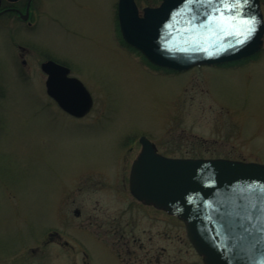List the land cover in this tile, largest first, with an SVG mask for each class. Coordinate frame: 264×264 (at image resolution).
I'll list each match as a JSON object with an SVG mask.
<instances>
[{"label": "rangeland", "instance_id": "rangeland-1", "mask_svg": "<svg viewBox=\"0 0 264 264\" xmlns=\"http://www.w3.org/2000/svg\"><path fill=\"white\" fill-rule=\"evenodd\" d=\"M117 2L43 0L31 38L90 92L84 118L52 101L43 73L17 76L0 36V252L9 258L17 250L5 247L21 235L27 263L204 264L182 221L131 194L139 137L169 157L264 164V48L249 79L245 69L145 68L119 45ZM55 231L62 240L48 238ZM66 240L70 247L58 243Z\"/></svg>", "mask_w": 264, "mask_h": 264}, {"label": "water", "instance_id": "water-1", "mask_svg": "<svg viewBox=\"0 0 264 264\" xmlns=\"http://www.w3.org/2000/svg\"><path fill=\"white\" fill-rule=\"evenodd\" d=\"M185 0H163L143 8L119 0L122 37L149 62L173 70L213 65L248 57L263 45L264 20L259 0H249L243 15L255 17L244 39L185 24ZM243 40L238 43V40ZM48 94L75 117H84L93 98L70 69L53 60L42 64ZM142 150L130 172L131 193L182 219L189 240L205 264H264V164L224 158H172L140 138ZM251 186V188H249Z\"/></svg>", "mask_w": 264, "mask_h": 264}, {"label": "flooded vegetation", "instance_id": "flooded-vegetation-1", "mask_svg": "<svg viewBox=\"0 0 264 264\" xmlns=\"http://www.w3.org/2000/svg\"><path fill=\"white\" fill-rule=\"evenodd\" d=\"M42 1L43 0H0V36L4 38L5 42L12 48V51L10 53V59L13 63V66L15 67V71H14L15 74L17 76L19 75L20 78L26 76L32 70L35 69L43 73V75L47 79V75L42 69V63L45 61L54 60L58 63L68 66L64 62H61V61L59 62L58 60H56L48 49L40 48L35 43V41L32 40L33 34L35 33L36 29H38V26H39V19H40L39 17L41 16V12H42ZM151 6H156V5L153 4ZM260 6L263 12L264 0H260ZM263 48L264 47H262L258 52H256L252 56H248L244 59L227 63L226 66L224 67L217 66V65H214V67L218 69L233 70V71L234 70L239 71V70L245 69L243 74L245 78L249 79L250 77H252V75L255 73V70L258 68L257 65L260 62H262V60L258 58L257 56L262 51ZM200 67H209V66H200ZM2 87L3 85L0 82V93H1L0 96L4 95ZM226 118H230L229 115L226 116ZM140 137L138 139L139 142H140ZM154 146H155L156 152L160 153L159 147L156 144H154ZM141 150H142V145H141ZM160 154L164 155L163 153H160ZM139 203H141L142 205H145L143 202H139ZM145 206H151L157 209V212L159 210L163 214L166 213L168 216H170V214L163 209H158L152 205H145ZM74 214L79 215L80 210L78 208H75ZM118 230L120 231V227ZM118 230L116 229V231ZM124 232L125 230L124 231L122 230L120 231V234H124ZM54 235L58 236L59 239L62 240L60 233H57L56 231L49 232L48 238ZM163 235H166V234L164 233ZM55 236L51 238L55 239ZM123 236L124 235H122L121 237ZM15 239L17 240V242L12 244L11 246H8V248L7 247L5 248L8 250H13V251L17 250V253H15L14 255L11 254L9 258L8 256H6L8 255V254H5L6 252H0V264H42L41 260L37 258L27 263L28 259L26 257V253L24 252L26 248L25 240H22L21 235H17V238ZM58 243L63 246L66 245L70 247V244L67 240L61 241ZM30 250L31 252L36 253L37 247H33V248L30 247ZM122 262H124V264H136V260H132V259H129L127 261L122 260ZM84 263L90 264L87 261V259H84ZM140 263L142 262L140 261ZM66 264H75V261L74 259H68L66 260ZM149 264H153V263L150 262Z\"/></svg>", "mask_w": 264, "mask_h": 264}, {"label": "snow or ice", "instance_id": "snow-or-ice-1", "mask_svg": "<svg viewBox=\"0 0 264 264\" xmlns=\"http://www.w3.org/2000/svg\"><path fill=\"white\" fill-rule=\"evenodd\" d=\"M185 3L187 11L180 15L186 17L185 24L193 29L222 31L244 39L253 31L255 17L243 15L249 0H185Z\"/></svg>", "mask_w": 264, "mask_h": 264}, {"label": "trees", "instance_id": "trees-1", "mask_svg": "<svg viewBox=\"0 0 264 264\" xmlns=\"http://www.w3.org/2000/svg\"><path fill=\"white\" fill-rule=\"evenodd\" d=\"M121 40H122V38H121ZM121 44L123 45V46H126V47H128L131 51H133V53L134 52H136V53H138L139 54V56L142 58V60L147 64L148 62L146 61V59L139 53V52H137V51H135L133 48H130L123 40H122V42H121Z\"/></svg>", "mask_w": 264, "mask_h": 264}]
</instances>
